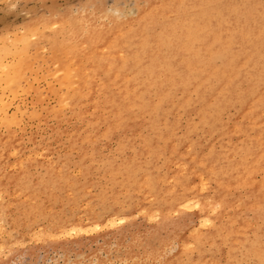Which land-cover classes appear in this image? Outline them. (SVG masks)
<instances>
[{"label": "rangeland", "instance_id": "rangeland-1", "mask_svg": "<svg viewBox=\"0 0 264 264\" xmlns=\"http://www.w3.org/2000/svg\"><path fill=\"white\" fill-rule=\"evenodd\" d=\"M216 1L0 0V264H264L251 70L204 84L152 37ZM122 80L142 95L119 118ZM221 153L243 165L228 181L200 168Z\"/></svg>", "mask_w": 264, "mask_h": 264}, {"label": "bare ground", "instance_id": "bare-ground-1", "mask_svg": "<svg viewBox=\"0 0 264 264\" xmlns=\"http://www.w3.org/2000/svg\"><path fill=\"white\" fill-rule=\"evenodd\" d=\"M154 9H156L154 12L164 10L158 7ZM183 12L188 18L178 14L174 22L165 23L161 33L158 36L153 35V39L162 44L174 46L189 75L206 73L209 70L211 73L202 80L204 84L209 82L211 74L220 73L224 81H229L241 68L251 70L247 72L245 78L250 87L248 95L255 104L254 107L245 110V114L252 118V122L259 121L254 110L257 106L264 105V100L260 96H253V92L264 85V0H217L213 6L193 3ZM242 16L245 21L241 20ZM147 28L148 25L145 26V29ZM92 41L98 42L97 40ZM220 56L224 58V65L219 69L212 66L210 61H205L207 58L211 60ZM133 81L138 83L139 80H122L123 86L119 97L109 96L107 98L110 110L119 118H122L125 113L129 115L130 111L141 101V91L137 88L135 91L129 90L127 87ZM108 83L106 82L104 87H107ZM225 90L221 88L217 96L222 97ZM220 107L214 108L216 117ZM205 112L209 113L208 110ZM205 122L208 121L205 120ZM255 127H257V139L252 141L247 148V151L251 152L264 145V122L259 121ZM144 142L149 155H158L162 152L157 149V140L146 139ZM221 162L225 163L223 167L218 168ZM242 166L241 162L221 153L213 155L209 160H204L200 168L201 170L214 169L210 170L213 178L221 177L228 181L239 172ZM175 197L179 200L178 195ZM155 256H160V261H163V254ZM138 262L144 264V262ZM155 262L156 259L152 258L150 264Z\"/></svg>", "mask_w": 264, "mask_h": 264}]
</instances>
